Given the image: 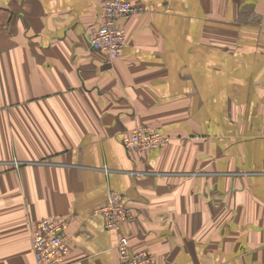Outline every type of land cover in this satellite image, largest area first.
Listing matches in <instances>:
<instances>
[{
    "label": "crops",
    "instance_id": "0c3cea01",
    "mask_svg": "<svg viewBox=\"0 0 264 264\" xmlns=\"http://www.w3.org/2000/svg\"><path fill=\"white\" fill-rule=\"evenodd\" d=\"M102 1L0 0V264H36L49 217L62 264H120L109 191L152 264H264V0H128L113 61ZM140 126L169 142L126 151Z\"/></svg>",
    "mask_w": 264,
    "mask_h": 264
},
{
    "label": "built area",
    "instance_id": "2783aa9c",
    "mask_svg": "<svg viewBox=\"0 0 264 264\" xmlns=\"http://www.w3.org/2000/svg\"><path fill=\"white\" fill-rule=\"evenodd\" d=\"M137 9L128 0H103L102 20L97 28L90 31V46L103 54L107 60L119 57L125 44V31L119 26L121 19H128ZM170 138L159 131L140 126L123 137V147L128 152L146 154L167 145ZM97 213L101 215L105 228L117 233V252L120 264H152V255L145 250L132 251L127 236L121 227L133 219L126 195L109 191L104 205ZM65 220L49 217L32 227V251L36 264H62L70 251L69 238L65 233Z\"/></svg>",
    "mask_w": 264,
    "mask_h": 264
}]
</instances>
